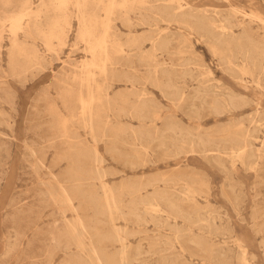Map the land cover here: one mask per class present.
Wrapping results in <instances>:
<instances>
[{
  "label": "bare ground",
  "instance_id": "1",
  "mask_svg": "<svg viewBox=\"0 0 264 264\" xmlns=\"http://www.w3.org/2000/svg\"><path fill=\"white\" fill-rule=\"evenodd\" d=\"M0 3L7 6L11 0H0ZM261 12L258 7H251L247 11L234 3L222 10L201 7L193 0H39L36 5H33V0H17L14 8L0 9V53L3 27L7 26L8 74L21 78L32 69L43 67L38 50L20 40L19 33L25 37H38L48 50L55 52L57 46L64 44L75 19V44L82 43L87 53L70 70L62 67L59 74H54L57 84H60H55L59 88V91L56 90L57 96L67 113L62 112L55 101H46V110L53 115H50L49 123L53 129L49 141H54L56 137L64 140V144L74 142L73 139L80 140L79 133L73 128L77 122L86 130L93 144L85 146V143L76 141L79 145L60 147L55 156L58 161L67 157L65 172L61 173L62 177L52 174V184L42 181L45 184V199H42L58 205L64 216L62 227L57 225L50 228L51 242L43 264H54L56 252L67 255L71 249L75 252L67 255L59 264H151V258L157 264L254 263V254L249 251L245 235L237 234L234 223L226 217L227 213L209 201V186L205 178L191 174L193 171L190 170L191 173H161L144 180H124L115 187L104 179L105 171L101 168L103 156L96 143L113 138L132 142V151L139 159L157 140L163 154L173 157L176 165H181V157L187 153L199 154L205 161L212 160L225 171L229 193L223 196L229 200L234 213L240 216L243 198L238 193L237 184L242 183L233 180V172L237 169L235 162L238 161L246 170L264 172V112L260 109L261 97H253L223 83H206L210 78L193 76L189 67L180 70L176 67H183L188 62L175 63L162 57L164 53L190 51L195 42L205 43L223 68L229 69L236 79L241 80L243 88L251 85L262 95L264 16H261ZM116 21L128 28L144 26L147 30L122 38L114 30ZM147 42L149 47H142ZM116 57L125 60L127 66L137 72L134 75H116L113 68L118 63ZM132 58L136 60L135 65ZM139 67L143 69L142 73H138L141 70ZM202 72L210 74L207 68ZM187 75L199 82L192 95L177 84L179 78ZM119 78L132 83L133 89L111 95L110 81ZM2 83L0 81V91L4 88ZM134 83L143 85L135 88ZM146 83L159 89L173 108L190 106L187 113L189 118L198 121L201 110L206 107L208 114L217 117L225 115L231 120L211 130H202L201 125L195 123L197 131H193L175 119L174 113L163 114L162 105L148 95L144 86ZM43 96H48V93L45 91ZM0 101L10 103L11 97L8 94L4 97L0 93ZM246 105L254 108L246 119L250 125L244 123V119L235 117ZM120 116L135 118L140 122L139 127L119 125V121L114 119ZM0 120H4L1 110ZM159 121L162 123L160 127L157 126ZM125 135L128 140H125ZM31 150L35 151L33 148ZM36 161L39 165L42 162L37 155ZM136 164L129 161L131 167ZM159 182L166 187L172 184L178 187L170 191L161 187ZM149 187L152 190L148 191ZM123 193L129 196L127 202L121 197ZM198 196L203 197L204 202L198 200ZM87 209H93L92 217L80 214L79 210ZM66 210L74 211L76 215L67 218ZM263 213L262 207L253 209L250 218L254 231L264 235V218L260 220ZM101 214L108 218L110 225L106 229L99 226L98 216ZM117 215L132 218L138 225L149 218L157 226L154 234H145L143 238L148 244L146 251H143L141 242L131 245L128 241L129 235H137L145 230L137 226L130 231L117 225ZM52 223L54 225L55 222ZM14 234L6 249L7 254L21 244L23 233L16 230ZM262 239L260 246L264 248V237ZM107 241L117 243L116 250L109 251L105 245ZM167 249L174 250L165 252ZM145 252L150 259L141 258Z\"/></svg>",
  "mask_w": 264,
  "mask_h": 264
},
{
  "label": "rangeland",
  "instance_id": "2",
  "mask_svg": "<svg viewBox=\"0 0 264 264\" xmlns=\"http://www.w3.org/2000/svg\"><path fill=\"white\" fill-rule=\"evenodd\" d=\"M193 1L197 2L198 6L213 7L219 10L228 8L230 3L241 6L247 11H249L251 7L253 8L255 6L261 9V16H264V0ZM38 2L39 0H33V5H36ZM16 3L17 0H11V4L7 6H2L0 3V9H12ZM114 25V30L116 33L120 34L122 38H126L131 33H142L147 30L144 26L128 28L118 21H116ZM75 28L76 21L73 19L72 27L65 39L64 44L60 47L57 46L55 52L48 50L38 37H25L23 33H19L18 37L20 40H23L28 46H35V48L38 50V53L41 56L40 59L43 63V67L41 69H32V72L29 71L21 78H18L7 73V44H9V42L7 37V26L3 27V38L0 53V81L1 83L3 81L2 86L4 88L0 91V93L4 97L5 94H8V97H11V102L9 103L8 101H0V110L2 111L4 119L0 120V264H43L46 261L48 245L51 242L49 231L53 229L52 226L59 225L57 227H62L64 216H62L58 205L52 202H45L46 200H44L45 197L43 195L45 184H43L42 181L44 180L45 182L51 183L52 174L62 177L61 173L65 172L63 169H66L67 157L58 161L56 160L55 156L57 154V150L60 147L66 145H79L76 141H81V144L85 143V146H90L93 144V141L86 133V130L77 122L73 124V128L77 130V133H79L80 140L73 139L75 140V143L69 141L68 143L66 142L64 144V140L58 137L53 139L54 141L50 140L51 142L48 139L51 136L53 129L49 123L53 115L47 112L46 101H55L57 107L61 109L62 112L67 113L61 99L57 96L56 90L59 91L58 86H60V84H57L58 82L56 81L55 77L57 74H59V70H61L62 67L70 70L72 65L77 64L81 59L87 56V53L83 50V44H75ZM148 45L149 43L147 42L142 47L147 48L149 47ZM162 58L167 60L170 59L175 63L181 62L183 60L188 62L187 65H183V67L181 65L176 67L179 68V70L180 68L189 67L193 76L210 78V80L206 81V83L219 82L235 89H241L243 92H246L253 97L260 96V109L264 112V94H259V92L253 89V87H251L249 84V86L243 88L241 80L236 79L229 69L223 68V65L220 63V61L216 57L212 56L208 46L205 43L195 42L190 51L187 49V51L184 53H180L179 51V54L164 53ZM115 60L118 61V63L113 67L114 71H116V75H118L117 73H127L134 75L135 72H137L135 69L129 68L127 63H125L126 61L122 58L116 57ZM132 61L135 65L136 60L132 58ZM139 68L141 70L138 71V73H142L143 69L141 67ZM206 68L210 71V74L208 75L206 72H202L201 74L200 72ZM54 74L56 75L54 76ZM53 80L56 83L53 82ZM110 82L111 86L109 88V93L111 95L122 91L123 93H127L133 89L132 83L121 78L113 79ZM245 83L247 84V82ZM55 84L58 86H55ZM177 84L184 87L188 95H192L194 88L198 86L199 82L197 79H190L187 75L185 78H179L177 80ZM134 85L136 88L141 87L143 84L134 83ZM151 85V83H146L144 86L148 90V95L156 102L160 103L159 105H162L163 114L168 112L174 113L175 119L180 121L183 126L190 127V129L193 131H197V123L201 125L202 130H211L219 127L220 125H224L231 120L225 115H219L217 117L213 116L212 114H208L206 107L201 110V116L198 121H196L195 118H189L187 113L190 112V106H183L181 109L173 108L170 101H168L166 97L162 96L160 90L155 88L154 85ZM45 91L48 93V96H46L47 98L43 96ZM49 96L52 99H50ZM130 98L132 99L133 97L130 95ZM164 106L167 107L163 108ZM75 107L77 108V106ZM240 111L235 114V117L239 118L240 120L244 119V123L247 124V115L253 113L254 108L246 105L242 111ZM115 120L119 121V125L128 124L133 128H138V125H140L138 120L128 116H120V118L114 119V121ZM161 125L162 123L159 121L157 126L160 127ZM248 125H250V123H248ZM122 127H119V130H122ZM123 129H125V127H123ZM125 134L127 135V133ZM125 136H123V139H125ZM125 140H128L127 136ZM96 146L103 156L101 168L103 167L102 169L105 171L104 179L115 187H117L120 182H124V180H144L151 176H155L156 174L162 175L161 173H165V175L168 173V175H175L180 172L189 171L191 173L193 171L191 174L205 178L209 186V201L212 202L214 206L220 207L221 209H219L221 211L227 213L226 217H229V219H231V221L234 223L237 234L245 235V240L248 244L249 251L254 254V258L252 259L254 262L253 264H264V248L260 246L263 244L262 238L264 235L261 232L254 231L253 226H251L252 221L250 218V213H252L253 209H257L259 207L264 209V172L255 173L250 169L246 170L241 167L238 161L235 162L237 169L233 172L232 177L234 181H240V183H242L241 185L237 184V187L238 193L243 198L241 204V215L238 216V214L234 213L235 211L231 207L229 200L225 198L226 196L224 193H229L227 191L228 181L225 177L226 173L210 159H207V161H209L207 162L205 161L206 159L199 154L187 153V155H183L181 157V165H176L173 161V157L163 154V149L158 147L157 140H154L151 143L149 151L144 153L139 159L135 157L132 151V142L130 143L124 140L119 141L118 139L116 140L113 138V140L107 139L106 141L105 139L98 141ZM31 148H33L35 151L32 152ZM38 149L39 151H37ZM36 155L41 158V166L36 161ZM129 157L134 160L130 159ZM130 160L135 161L137 164L134 167L129 166ZM33 165H36L37 167H33ZM187 165L188 167H186ZM48 179H50V181H48ZM48 183H46V185ZM159 185L163 188L169 189L170 191L175 190V187H178V185L173 184L166 187L162 184V182H159ZM94 190L96 191V188H94ZM150 190H152V188L149 187L148 191ZM177 193L179 194V192ZM121 197L124 202H127L129 199V196L125 193L121 194ZM198 200L204 202L205 199L201 196H198ZM44 202L47 204H44ZM74 203L75 205L77 204L76 201H74ZM92 211L93 209H87L85 211L79 210L80 214L85 215L87 218L92 217ZM48 212L49 214L47 215ZM50 212L55 215L51 216L52 214ZM75 213L76 212L74 211L66 210L65 216L67 218H72L76 215ZM262 218H264V213L260 217V220ZM98 219L99 226H101V228L106 229L109 227L110 224L107 222L108 218L105 214L99 215ZM53 221L55 222L54 225L52 223ZM47 223H49V227ZM115 223L121 227H125L130 231H132L134 228H137V226L140 229H144L145 231L141 232L140 234H131L128 236V241L131 243V245H136L141 242L143 251L148 249L147 240L143 239L145 234L152 235L157 230V226L149 218L143 219L140 225H138L133 222L132 218H124L121 215H117ZM35 227L38 228L35 229ZM14 230H18L23 233L21 244L15 251L7 254L5 252L9 243L14 238ZM26 237L29 238V240ZM26 241L29 242L26 243ZM230 243L232 244V242ZM116 244L117 243L109 241L105 242L106 248L111 252L116 250ZM20 247L21 249H19ZM172 250L174 249H167L165 252H170ZM73 252L75 251L71 249L68 251L67 255L71 256ZM67 255H64V253L61 251L56 252L54 254L53 263L59 264V262H61L65 257H68ZM15 257L17 258L15 259ZM33 257H35L34 260ZM143 257L147 260L150 259V256L146 252L141 255V258ZM150 263L157 264L154 263L152 258L150 259ZM172 264L174 263L172 262Z\"/></svg>",
  "mask_w": 264,
  "mask_h": 264
}]
</instances>
